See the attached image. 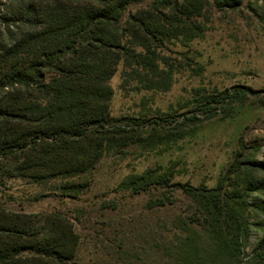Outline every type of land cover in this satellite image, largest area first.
<instances>
[{"label": "trees", "instance_id": "obj_1", "mask_svg": "<svg viewBox=\"0 0 264 264\" xmlns=\"http://www.w3.org/2000/svg\"><path fill=\"white\" fill-rule=\"evenodd\" d=\"M143 1L9 0L2 7L1 180L60 182L63 197L78 198L89 186L86 175L106 153L133 144L151 147L139 137L145 118L110 116L109 81L122 66L124 78L131 77L130 69L145 87H160L157 50L179 36L198 37L203 29L184 24L198 16L200 0H151L148 9L132 11ZM237 92L259 95L234 87L217 98L199 96L191 112L229 105ZM201 124L192 115L169 129L153 127L151 137L168 146L188 134L182 126L195 132ZM242 150L243 159H233L211 188L174 181L173 167L147 169L119 183L120 191L149 197L146 211L174 209L181 201L174 192L188 203L186 210L184 204L176 208L170 221L154 226L160 235L153 248L169 252L170 264H243L249 213L264 219V199L251 197L264 194V161ZM78 244L67 214L13 212L0 203V264H75ZM254 252L253 264H264V238Z\"/></svg>", "mask_w": 264, "mask_h": 264}, {"label": "rangeland", "instance_id": "obj_2", "mask_svg": "<svg viewBox=\"0 0 264 264\" xmlns=\"http://www.w3.org/2000/svg\"><path fill=\"white\" fill-rule=\"evenodd\" d=\"M150 1L131 9L146 10ZM8 2L0 0V15ZM197 6L198 16L184 24L202 28V34L187 41L180 36L170 39L156 52L160 62L157 77H161L156 78V85L160 87H145L130 69L126 75L131 77L124 78L122 66L109 81L113 90L110 116L145 118L139 137L151 147L133 144L119 153H106L86 175L89 186L78 198L63 197L60 182L39 186L25 179H0V203L6 209L27 214L60 212L72 218L79 237L75 264L172 262L169 252H155L152 240L160 233L155 236L154 226L157 221H170L176 208L184 204L186 210L188 203L180 192H174V198L181 200H171L174 209L146 211V194L118 189L128 175L173 167L174 181L211 188L233 159H243L242 149L245 155L250 152L264 161V0H200ZM234 87L249 88L259 95L247 97L237 92L229 105L218 104L204 114L191 112L199 96L217 98ZM192 115L202 124L195 132L182 126L188 134L175 143L166 146L151 137L156 134L153 127L169 129ZM251 197L262 200L264 194ZM249 215L243 264L254 263V251L264 238L262 215ZM166 234L171 238L173 232ZM163 237L167 245L169 239Z\"/></svg>", "mask_w": 264, "mask_h": 264}]
</instances>
